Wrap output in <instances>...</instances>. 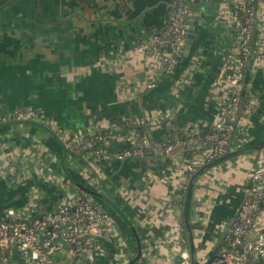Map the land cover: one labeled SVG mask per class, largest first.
Listing matches in <instances>:
<instances>
[{
	"label": "crops",
	"instance_id": "1",
	"mask_svg": "<svg viewBox=\"0 0 264 264\" xmlns=\"http://www.w3.org/2000/svg\"><path fill=\"white\" fill-rule=\"evenodd\" d=\"M232 2L191 0L195 36L164 74L139 46L166 27L173 0H0V112L41 109L43 124L28 121L44 126L0 127V213L31 218L54 209L67 168L107 198L96 201L113 215L118 234L98 239L91 257L58 254L60 264H129L138 253L134 231L142 249L135 264H177L186 249L192 264L217 258L248 188L246 172L264 158L262 68L251 63L247 71L244 82L259 103L237 122L229 151L260 149L211 166L193 183L198 171L189 177L187 160L119 161L112 154L133 146L141 127L153 142H165L214 124L234 64ZM151 81L157 85L149 89ZM95 132L111 138L103 157L69 153L63 163V135ZM253 233L264 235V196Z\"/></svg>",
	"mask_w": 264,
	"mask_h": 264
},
{
	"label": "built area",
	"instance_id": "2",
	"mask_svg": "<svg viewBox=\"0 0 264 264\" xmlns=\"http://www.w3.org/2000/svg\"><path fill=\"white\" fill-rule=\"evenodd\" d=\"M222 13L225 10L221 11ZM230 14L237 31L233 68L224 78L227 93L221 97L219 115L205 134L184 133L165 142H153L150 130L136 131L135 144L112 156L119 160L139 159L147 155L173 156L177 163L187 160L186 174L191 177L208 162L226 154L233 144L237 122L251 116L258 97L243 81L245 70H264V0H233ZM191 0H173L167 25L142 42L139 49L158 58L161 72L170 73L185 50L192 31ZM156 81L147 84L149 89ZM248 91L246 100L243 93ZM33 120L43 124L41 109L17 108L0 112V124ZM142 125L144 121L141 122ZM65 148L73 156L90 154L101 158L110 145L108 133L95 132L86 137L62 136ZM204 150V153H200ZM193 151V152H192ZM264 158H259L246 172L249 183L237 217L225 235L226 245L217 258H202L195 264H255L264 259V235L255 234L258 211L264 196ZM61 196L56 207L42 215L25 218L8 209L0 213V264H60L58 254L91 257L100 250L97 240L117 237L115 220L90 194L66 177H58ZM121 240L120 236L118 237ZM115 264H127L117 259ZM177 264H192L188 249L181 252Z\"/></svg>",
	"mask_w": 264,
	"mask_h": 264
},
{
	"label": "water",
	"instance_id": "3",
	"mask_svg": "<svg viewBox=\"0 0 264 264\" xmlns=\"http://www.w3.org/2000/svg\"><path fill=\"white\" fill-rule=\"evenodd\" d=\"M195 30H197L196 27H194V28L192 29V31L190 32V34H189V37H190V38H193V37L195 36V34H194V31H195ZM14 123H15V124H18L19 122H8V123H2V124H0V127H2V126H7V125H11V124H14ZM26 123L33 124V125H35V126H37V127H43V128H44V126H42L41 124L35 123V122H31V121H22V124H26ZM61 146H62V149H63V151H64V156H63V163H64L65 160H66V158H67V156L69 155V151H68L67 148H65V146H64L62 143H61ZM260 148H261L260 145H258V146L253 145V146H249V147H246V148H244V149L236 150V151H233V152L228 151L226 154H224V155H222V156L216 158V159L213 160L212 162L205 164V165H204V166H203V167L197 172V174L193 176V178H192V180H191V183H193L194 179H195V178H196L201 172H204V171L208 170L211 166H214V165H216V164H218V163H221V162H223V161H225V160H228V159H230V158H232V157H234V156H236V155H239V154H241V153H243V152H246V151H252V150H257V149H260ZM64 171L66 172V174H67L69 180H70L74 185H76L77 187H79L80 189H82L84 192H86V193L92 195V196L94 197V199L97 200L100 204L104 203L105 201L108 202V201H107V198H105V196H104L103 194H101L99 191L95 190L94 188H91V187L88 186V185H85V184H83V183L77 181V180H76V179H75V178H74V177H73V176L67 171V168H64ZM60 196H61V193H60ZM102 199H103V200H102ZM186 224H187L189 230H191V228L189 227L188 221H186ZM134 233H135V237H136L137 244H138V253H137L136 257H135L134 259H132L131 262H130L129 264H135V263L139 260V258L141 257V255H142V249H141V241H140V238H139L138 234H137L135 231H134ZM190 238L192 239V234H191V233H190ZM192 252H194L193 246H192ZM209 261H210V260H209ZM193 264H195V262H194Z\"/></svg>",
	"mask_w": 264,
	"mask_h": 264
},
{
	"label": "trees",
	"instance_id": "4",
	"mask_svg": "<svg viewBox=\"0 0 264 264\" xmlns=\"http://www.w3.org/2000/svg\"><path fill=\"white\" fill-rule=\"evenodd\" d=\"M246 74H247V69L245 70V72H244V77H243V79H242V81H243V83H244V79H245V77H246ZM247 96H248V91L246 90L244 93H243V100H246V98H247ZM142 130L140 129V132H141ZM207 132V130H203V131H200V132H198V135L199 134H205ZM193 152V151H192ZM200 170V169H199ZM186 195H187V191H185L184 192V194H183V199H182V207L184 208V202L186 201ZM227 244V242L224 240V242L222 243V245H220V246H218L219 247V250L222 248V246H224V245H226Z\"/></svg>",
	"mask_w": 264,
	"mask_h": 264
}]
</instances>
